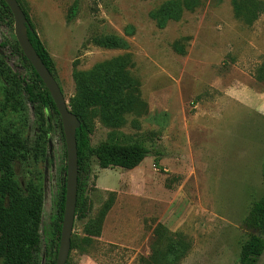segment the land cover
Segmentation results:
<instances>
[{
  "label": "rangeland",
  "instance_id": "1",
  "mask_svg": "<svg viewBox=\"0 0 264 264\" xmlns=\"http://www.w3.org/2000/svg\"><path fill=\"white\" fill-rule=\"evenodd\" d=\"M164 1L17 0L54 61L67 101L74 93V69L88 70L128 54L129 72L146 104L144 114L126 115L125 124L114 132L117 141L144 145L151 153L130 170L101 169L92 159L88 217L95 219L105 201L112 199V204L100 233L91 235L88 244L81 242L87 235L85 221L75 215V246H70L67 264H155L149 256L158 225L189 244L177 264H238L248 232L241 220L248 201L262 192L264 83L255 73L264 61V0H248L240 17L232 0H203L178 20L160 25L152 13ZM107 34L123 38L128 47L107 49L93 43ZM1 42L9 70L29 80L30 71L13 48V17L0 2ZM23 99L25 121L8 114L5 125L22 128L32 143L37 114ZM49 122L43 155L14 168L16 179L38 185L43 194L40 246L33 264H47L65 177L63 129L54 113ZM111 131L95 120L91 145ZM246 264H264V252Z\"/></svg>",
  "mask_w": 264,
  "mask_h": 264
},
{
  "label": "trees",
  "instance_id": "2",
  "mask_svg": "<svg viewBox=\"0 0 264 264\" xmlns=\"http://www.w3.org/2000/svg\"><path fill=\"white\" fill-rule=\"evenodd\" d=\"M203 0H166L152 13L162 25L167 20H178L184 10H193ZM248 0H232L234 14L242 15ZM259 2V0H254ZM5 10L11 14L4 0H0ZM76 4H74L75 6ZM23 10V9H22ZM24 11V10H23ZM24 25L27 39L41 58L45 67L58 83L54 61L50 57L43 42L30 22ZM12 15V14H11ZM75 15L73 8L68 13L70 21ZM244 16V15H243ZM93 43L107 49H126L127 42L114 34L102 35L92 39ZM0 43V264H33L39 252V225L42 218L43 194L36 184L23 183L15 178L14 168L17 163L26 162L30 157L43 155L47 136L50 132L49 117L54 113L59 119L52 97L22 52L17 41L13 48L19 54L30 71V79L26 80L13 74L6 62L4 48ZM132 65L128 54L117 55L108 60L98 62L88 70L74 69V93L68 100V106L78 118L80 125L76 129L77 148V196L75 214L84 220L87 235L81 242L88 244L90 236L100 233V224L112 199L103 203L95 219L88 217L86 210V191L91 174L92 159L95 158L101 169L120 167L133 169L150 155V149L144 145L129 141H117L114 130L126 122V115L141 116L146 112V104L140 97L139 82L131 76ZM255 77L264 83V61L257 68ZM37 114L38 133L31 143L22 128H11L5 125L7 115L25 121L24 99ZM112 129L106 139L92 146L90 133L94 121ZM154 166L159 168V155L154 152ZM66 170V167H65ZM65 177L62 178L61 190L57 201L56 217L52 222L55 242L47 249V264H55L62 214L64 209ZM242 226L248 229L240 244L238 264H246L249 258L260 256L264 252V170L262 173V192L257 198L247 203L246 214L241 220ZM154 245L149 259L155 264H177L186 254L189 244L180 234L169 232L162 225L154 230ZM71 247L75 244L70 243ZM69 256V255H68ZM68 259V258H67ZM67 264V261H66Z\"/></svg>",
  "mask_w": 264,
  "mask_h": 264
},
{
  "label": "water",
  "instance_id": "3",
  "mask_svg": "<svg viewBox=\"0 0 264 264\" xmlns=\"http://www.w3.org/2000/svg\"><path fill=\"white\" fill-rule=\"evenodd\" d=\"M4 1L14 20V35L16 41L35 72L48 89L60 117L61 127L63 129L66 158L65 196L55 264H66L70 252L71 233L75 217L78 175L75 133L80 122L76 115L71 112L68 101L64 98L59 84L45 67L41 58L27 39L24 28V25L27 24V18L19 3L17 0Z\"/></svg>",
  "mask_w": 264,
  "mask_h": 264
}]
</instances>
